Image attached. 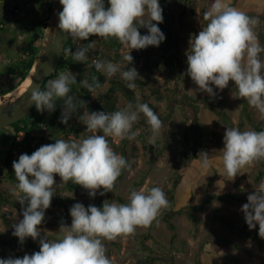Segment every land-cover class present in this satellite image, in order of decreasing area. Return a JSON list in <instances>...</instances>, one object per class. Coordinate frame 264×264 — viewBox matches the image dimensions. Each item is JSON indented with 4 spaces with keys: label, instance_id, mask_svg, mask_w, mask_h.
I'll return each instance as SVG.
<instances>
[{
    "label": "clouds",
    "instance_id": "9594fccd",
    "mask_svg": "<svg viewBox=\"0 0 264 264\" xmlns=\"http://www.w3.org/2000/svg\"><path fill=\"white\" fill-rule=\"evenodd\" d=\"M62 11L58 13V28L74 39L89 40V37L115 38L130 52L123 59L133 62L131 50H141L148 46L158 47L166 37L158 27L163 22V9L159 0H59ZM202 30L193 34L186 52V74L202 92L215 96L211 85L223 90L229 82H234L237 96L246 100L250 107L264 115V46H261L255 32L258 17H252L229 5L227 0H213L202 13ZM155 21L156 23H152ZM138 25V26H137ZM147 29L141 35L139 28ZM66 51L76 62L84 63L89 48ZM93 65L108 77L120 68L112 62L94 60ZM129 89H135L139 77L134 67L120 71ZM76 77L69 70L61 72L56 79L48 80L46 88L33 87L29 104H35L38 111L55 110L56 99L63 100L60 122L67 124L78 108H84L79 116L88 132L82 139H56L55 143L40 146L31 155L21 154L12 162L17 183L10 189L18 196L23 218L13 225V236L21 243L28 237L36 240L41 236L39 226L45 219V210L51 206L56 186L55 175L62 184L72 181L88 191L90 197L113 192L115 182L122 170L130 167L126 159L117 154L110 145L109 138L121 141L134 140L137 132L133 125L140 114L150 126V143L161 133L163 121L147 103H129L125 108L113 112L86 110V101L74 102L69 95L70 86L76 84ZM81 84L90 92L102 85L93 77ZM33 85V84H32ZM31 85V86H32ZM102 133V135L98 134ZM224 147L221 160L223 172L235 177L245 166L264 159V130H244L226 127L223 135ZM201 167H209L208 153L199 154ZM242 205L245 222L249 229L259 226L258 235L264 239V182L247 197ZM169 201L160 187L132 190L127 203L114 200L103 201L102 207L75 203L70 208L71 225L61 223L59 238L49 240L46 236L39 240V251L22 258L0 259V264H112L106 255L103 241H114L121 236L133 235L138 227L147 228L156 220L160 210L167 208Z\"/></svg>",
    "mask_w": 264,
    "mask_h": 264
},
{
    "label": "rangeland",
    "instance_id": "374dc122",
    "mask_svg": "<svg viewBox=\"0 0 264 264\" xmlns=\"http://www.w3.org/2000/svg\"><path fill=\"white\" fill-rule=\"evenodd\" d=\"M227 2L230 6L245 13L253 10L252 17L259 19L255 32L261 46H264V0H227ZM16 3L20 6L19 15H22L28 25L35 18L34 5L31 0H0V20H6L3 27L8 29L0 30V35L8 39L6 45L1 46V50L15 56L27 36V33L22 30L23 26H15L19 15L15 16L12 9ZM159 4L161 6L160 0ZM169 4L170 11L167 14L162 13L163 22L158 24L166 39L158 47L133 49L130 54L136 57L134 68L140 77L150 80V85L145 90H137L139 103L149 99L153 104L158 105L162 114L167 117L161 133L155 137L153 142L149 141V144L161 148L165 143L164 133L169 134L170 144L166 149L159 151L160 153L156 151L158 148L156 150L144 148L138 137L142 131L137 122L132 129L137 132L134 140L125 138L121 141H113L109 138L110 145L117 154L123 156V153H127L132 159L137 156L138 165L133 167L118 184L113 197L105 198L109 202L114 200L120 203L118 197L121 196L128 201L132 190H139L147 185L148 188H162L166 193L169 206L160 210L156 220L151 224V231H149L150 226L138 227L133 235L121 236L114 241L104 240L106 255L111 259L112 264H264V239H255L243 232L247 230L257 233L259 226L257 224L254 229L250 230L245 222L244 213L241 211L242 205L248 203V195L254 193L255 189L264 182V159L245 166L234 178H215L216 173L224 174L222 153L219 150L224 147L223 135L226 127L230 126L226 125L208 107L205 99L223 97L224 103L221 109L230 114L235 123L234 127L240 129L239 126H241V131L255 130V128L242 116L243 105L234 89V82L230 81L228 87L223 90L211 85L215 96H210L200 91L186 74V52L189 49V40L193 34H198L202 30V25L205 23L202 20V13L207 1L169 0ZM139 31L141 35H144L143 31ZM94 40L93 50L99 48L102 50L101 38L95 37ZM128 52L130 49L123 48L124 56ZM261 59H264V53H261ZM8 64V56L0 54V71H5ZM114 64L119 66L120 71H125L128 61L122 60ZM120 71L111 77L105 75L109 79L121 77ZM7 78L8 76L0 75V83L9 87L11 82L7 81ZM108 87L107 84L103 91H106ZM153 87L159 88L165 98L155 99L156 97L151 95ZM119 98L121 107L125 108L129 104L126 97L119 93ZM249 110L264 128V115L253 107ZM142 115L140 114L139 120ZM209 131H215L219 135L215 139L207 140L203 134ZM90 134L92 133L87 132L80 139ZM98 134L102 135V133ZM24 136L25 134L21 133L19 139H23ZM8 139L7 132L0 131V144ZM200 144L204 148H201ZM198 148L199 154L202 151L208 153L209 167H201L199 154L192 160L193 151ZM0 154L3 158V152ZM21 154L24 153L20 150L16 151L15 158L18 160ZM190 163V168L180 179L181 170ZM2 177L0 188L10 192L15 184L6 175ZM54 178L56 181L55 196L77 202H88L87 197L70 191L67 183L62 184L58 175ZM244 180H246L245 187H243ZM210 183L211 186L208 187ZM100 191L103 189L98 190L97 193ZM227 194L240 196L241 199H228L225 197ZM14 196V200L18 203L19 193ZM26 206L25 204L23 207ZM1 212L8 217V223L0 218V232L11 237L14 231L13 225L23 218L22 214L13 205L3 206ZM189 212L199 218L198 226L188 217ZM215 213L233 220L240 231L232 232L214 218ZM167 220L175 225V230L170 228ZM60 225L58 222L48 220L40 227L41 236L36 240L30 239L38 247H40L39 240L44 236L49 240L58 239ZM174 233L177 234L175 240H173ZM227 238L237 242L244 250L219 241ZM15 242L22 257L25 254L31 255L37 252L26 239L23 243L19 239ZM14 253L12 247L6 244L0 245V259L15 258Z\"/></svg>",
    "mask_w": 264,
    "mask_h": 264
},
{
    "label": "trees",
    "instance_id": "16d2710c",
    "mask_svg": "<svg viewBox=\"0 0 264 264\" xmlns=\"http://www.w3.org/2000/svg\"><path fill=\"white\" fill-rule=\"evenodd\" d=\"M34 5V12H35V18L34 20L28 25L25 20H23L22 15H19L20 6L18 3L15 4V6L12 9V12L15 16L19 15L18 20L15 22V26H23L22 29L24 32L27 33V36L25 37L23 43L21 44V47L19 48V51L17 55L8 54V52H3L1 50V46L6 45L7 38L0 35V54H6L9 58V64L5 71H0V75L2 76H8L7 81L11 82V85L9 87L5 86L4 84L0 83V96L4 94H8L17 87H19L23 81L26 80L27 76L29 75L30 71L32 70L34 63L36 61V58L41 50V46L43 44V39L45 36L46 28L48 26L49 20L51 18V14L53 11L54 1L55 0H31ZM190 1V0H185ZM207 5L204 8V11L207 10L210 6V4L213 2V0H206ZM163 14H167L170 11V4L169 0H160ZM105 7H108L107 0H105ZM9 14V12H7ZM249 16L253 15V10H249L246 12ZM6 22V20L1 19L0 20V30H8L7 28H4L3 25ZM138 26V25H137ZM28 28V29H27ZM13 29V28H12ZM14 30V29H13ZM139 30L144 32V35L147 34V29L144 27H140ZM99 38V37H98ZM101 38V37H100ZM95 39V36L89 37V40H81V39H74L71 38L69 42L66 45V48L63 52V58L62 61L58 67V69L55 71V73L49 77L46 82L44 83V86L42 90L46 88V84L48 80H53L58 77V75L61 72H65L69 70L71 73L76 74V84H73L70 86L71 91L69 93L70 96L73 97L74 102H77V106L79 107V100L86 101L85 108L89 111H104V112H113L116 110L121 109L120 105V98L119 93H121L124 97H126V100L128 103H132L135 105L136 103H139V98L137 95V90H145L150 85V80L143 79L140 77H137L134 81L136 84L135 89H129L127 85V81L123 80L121 77H113L109 79L104 73L99 72L95 69L93 65L94 60H100L105 62H112L116 63L119 61L124 60V54L123 46L119 43V41L115 38L109 37L108 39L101 38L102 43V50L97 49L93 50L92 48L88 49V52L86 53L88 59L84 63L76 62L73 60L71 54H69L66 50L72 49L73 52L77 48H84L87 47V45ZM15 57H17L15 59ZM135 58L133 57V62L129 65H127L126 70H128L129 67H134L135 65ZM93 77L97 78L99 82L101 83L102 87L97 89L95 92L90 93L82 84L81 81L86 79L89 83L92 82ZM109 85L108 89L106 91H103L104 87L106 85ZM235 91L237 92V89L234 87ZM151 95L153 97H156L157 100H162L165 98V95L161 94L159 88L153 87L151 88ZM223 97L213 98L209 97L206 98V104L208 107L214 111L219 118L228 126L234 127L235 123L228 114L227 111L221 109V106L224 103ZM243 110H242V116L243 118H246L247 121L252 125V127L255 128L256 131H262L264 130L263 127H261V122L257 121L250 112V106L246 102V100L240 98ZM56 103L55 110L52 112H49L48 110H44L43 112H40L34 107L32 113L27 116L25 119L21 120V122H17L14 125L11 126V130L14 132L16 140L14 141L12 147L8 149L7 154L4 156V175L9 178V180L16 184L17 181L14 176V170L12 168V162L16 161L14 153L16 151H21L24 154L27 153L31 155L34 151H36L40 146L45 144H51L55 143L56 139H80L84 134L88 132V130L83 125L82 121L79 120V116L83 115L84 108H78L76 113H73L71 115V118L69 119L67 124H63L60 122L61 113L63 110V100L62 99H56L54 101ZM143 103H147L149 107L158 115V117L163 121V123L167 120V117L164 116L161 112V109L158 105H155L150 101L149 99L145 100ZM137 123L141 126V133L138 136L141 140L143 147L147 149L156 150L158 147H153L152 144H149L150 141V135L151 130L150 126L146 123L145 117L142 115L141 119L137 121ZM243 126V124H242ZM241 129V126H239ZM21 133H24L25 136L23 139H19V135ZM41 134V135H39ZM219 134L215 131H209L203 136L205 138H216ZM9 139H12V136L8 134ZM7 140V141H8ZM164 145L156 151H162L163 149H166L170 144V136L167 133H164ZM156 145V144H155ZM201 148H204L202 144H200ZM199 148L193 151L192 154V160L197 158L199 154ZM159 152V153H160ZM123 157L126 159L128 164L130 165L129 168L122 170V174L118 177L117 181L115 182V187L113 189V192L117 189L118 184L127 176L129 171L138 165L137 162V156H134V159H132L127 153H123ZM191 163L185 165V167L181 170L180 179L181 177H184L188 169L190 168ZM215 178H222L227 179L229 176L226 174H219L216 173ZM244 186H246V180L243 182ZM138 185V183L136 184ZM211 186V183L208 185V187ZM67 187L70 191L75 192L79 196H85L89 200L88 202H77L72 199H66L62 198L61 196H53L52 198V204L51 206L45 210V219L42 222V224L39 226L42 227L45 225V223L48 220L58 222L59 224H69L71 225V216H70V208L75 203H82L86 208L89 205H95L97 207H102L103 201H105V198L111 199L113 197V192H107L104 195H100V191L96 193L95 197H90L87 190L82 188L79 185H75L72 181L67 182ZM14 195L11 192L5 191L0 188V218H3V220L8 223V217L5 213L1 212V208L5 205H13L18 208V211L22 214V205L14 200ZM173 197V196H172ZM228 199H241L240 196H235L234 194H227L225 195ZM118 200L120 203H127L128 201L124 199L123 197L119 196ZM23 217V216H22ZM188 217L190 220L198 226L199 224V218L194 215L192 212L188 213ZM214 218L221 222L223 225L228 227L232 232H238L240 231V228L238 225L231 220L230 218L226 217L225 215L215 213ZM169 223V226L171 229L175 230L176 227L173 223H171L169 220H167ZM152 226L149 227V231H151ZM243 231V230H242ZM259 231V229H258ZM257 233L250 232L247 230H244L243 232L249 236L254 237L255 239H260ZM136 233V231H135ZM134 233V234H135ZM177 234H173V240H175ZM18 238L15 236H8L4 232H0V245L6 244L13 248V251L15 252V258H22L21 253L19 251L18 245L15 242ZM27 241L30 242V246L36 249V251H39V247L33 244L30 237L26 238ZM220 242L228 243L234 245L237 249L244 250L237 242H234L230 239H222L219 240ZM28 242V243H29Z\"/></svg>",
    "mask_w": 264,
    "mask_h": 264
},
{
    "label": "water",
    "instance_id": "95a60500",
    "mask_svg": "<svg viewBox=\"0 0 264 264\" xmlns=\"http://www.w3.org/2000/svg\"><path fill=\"white\" fill-rule=\"evenodd\" d=\"M60 11H62V5L59 3V0H55L41 50L32 70L26 78V80L30 78L31 82L29 86L23 93L13 96L11 95V93L22 87L23 83L26 82L25 80L19 87L10 93L0 96V131H5L12 136V142L4 146L2 149H9L12 147L16 137L11 130V126L17 122H21V120L25 119L32 113L35 107L34 103L31 105L29 104L32 88H43L46 80L58 69L66 45L72 38L58 28V13Z\"/></svg>",
    "mask_w": 264,
    "mask_h": 264
},
{
    "label": "flooded vegetation",
    "instance_id": "af4514ba",
    "mask_svg": "<svg viewBox=\"0 0 264 264\" xmlns=\"http://www.w3.org/2000/svg\"><path fill=\"white\" fill-rule=\"evenodd\" d=\"M7 134H9V133H7ZM3 142H4L3 144H0V145H1L0 153L3 152V154H2V155H3V158H1V156H0V158H1V159H0V163H1V164H0V178H1V176H3V177L5 176V175H4V166H5V163H4V161H5V160H4V156L7 154V151H8V149H2V148H3L4 146H6L7 144L11 143V142H12V139H11V140H8V141H6V142L3 141ZM9 149H10V148H9ZM0 155H1V154H0ZM3 177H2V178H3Z\"/></svg>",
    "mask_w": 264,
    "mask_h": 264
},
{
    "label": "bare ground",
    "instance_id": "6f19581e",
    "mask_svg": "<svg viewBox=\"0 0 264 264\" xmlns=\"http://www.w3.org/2000/svg\"><path fill=\"white\" fill-rule=\"evenodd\" d=\"M30 82H31L30 78H28L26 80V82L23 83L22 87H20V89H18L16 91H14L13 93H11V95L13 96V95H18V94L23 93L25 91V89L29 86Z\"/></svg>",
    "mask_w": 264,
    "mask_h": 264
}]
</instances>
